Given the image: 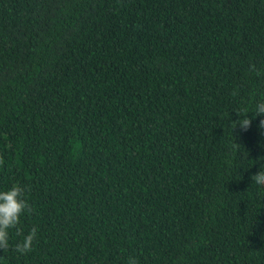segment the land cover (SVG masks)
<instances>
[{"label":"trees","instance_id":"16d2710c","mask_svg":"<svg viewBox=\"0 0 264 264\" xmlns=\"http://www.w3.org/2000/svg\"><path fill=\"white\" fill-rule=\"evenodd\" d=\"M262 100L264 0H0V264H264Z\"/></svg>","mask_w":264,"mask_h":264},{"label":"clouds","instance_id":"9594fccd","mask_svg":"<svg viewBox=\"0 0 264 264\" xmlns=\"http://www.w3.org/2000/svg\"><path fill=\"white\" fill-rule=\"evenodd\" d=\"M252 70L255 71V67L252 66ZM247 111H239L237 113V120H233L232 128L237 124L241 130H247L251 126V120L246 115ZM253 116L256 114L264 115V100L260 101L255 110L252 111ZM260 127L264 128V119L260 120ZM2 162V157H0ZM258 185L264 186V172L260 170L252 176ZM33 207L26 198V189L19 184H13L11 187L0 190V251L7 250L9 247V230L16 229L17 234L22 233V229L17 226L21 223V216L26 213H32ZM37 239V228L32 227L28 234L23 236L22 241L16 244L15 250L21 254H26L32 251L34 241ZM128 264H136L134 257L129 258Z\"/></svg>","mask_w":264,"mask_h":264}]
</instances>
